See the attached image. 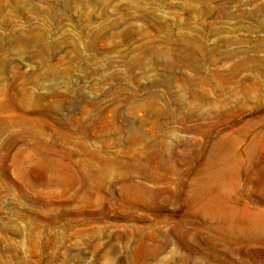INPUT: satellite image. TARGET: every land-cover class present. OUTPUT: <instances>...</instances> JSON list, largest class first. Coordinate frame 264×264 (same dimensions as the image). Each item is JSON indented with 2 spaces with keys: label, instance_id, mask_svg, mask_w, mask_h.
Instances as JSON below:
<instances>
[{
  "label": "rangeland",
  "instance_id": "rangeland-1",
  "mask_svg": "<svg viewBox=\"0 0 264 264\" xmlns=\"http://www.w3.org/2000/svg\"><path fill=\"white\" fill-rule=\"evenodd\" d=\"M0 264H264V0H0Z\"/></svg>",
  "mask_w": 264,
  "mask_h": 264
},
{
  "label": "bare ground",
  "instance_id": "bare-ground-1",
  "mask_svg": "<svg viewBox=\"0 0 264 264\" xmlns=\"http://www.w3.org/2000/svg\"><path fill=\"white\" fill-rule=\"evenodd\" d=\"M210 200H211V199H210ZM216 202H218V200H217ZM216 202H213V201H212V202H209L208 204H209V206H210L211 208H213V209H214V208H215V206H216L217 204H220V202H219V203H217V204H216ZM215 211H217V209H216V208H215ZM253 219H254V218H253Z\"/></svg>",
  "mask_w": 264,
  "mask_h": 264
}]
</instances>
